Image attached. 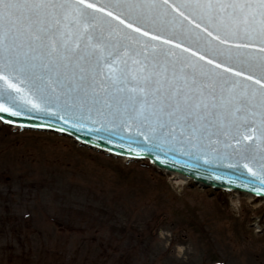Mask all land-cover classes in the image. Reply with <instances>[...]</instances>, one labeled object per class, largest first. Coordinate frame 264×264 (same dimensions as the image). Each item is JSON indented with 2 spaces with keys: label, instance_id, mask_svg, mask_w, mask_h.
Returning a JSON list of instances; mask_svg holds the SVG:
<instances>
[{
  "label": "snow or ice",
  "instance_id": "snow-or-ice-1",
  "mask_svg": "<svg viewBox=\"0 0 264 264\" xmlns=\"http://www.w3.org/2000/svg\"><path fill=\"white\" fill-rule=\"evenodd\" d=\"M18 101L120 117L136 155L223 136L264 186V0H0V113Z\"/></svg>",
  "mask_w": 264,
  "mask_h": 264
},
{
  "label": "rangeland",
  "instance_id": "rangeland-1",
  "mask_svg": "<svg viewBox=\"0 0 264 264\" xmlns=\"http://www.w3.org/2000/svg\"><path fill=\"white\" fill-rule=\"evenodd\" d=\"M257 203L0 123V264H264Z\"/></svg>",
  "mask_w": 264,
  "mask_h": 264
},
{
  "label": "water",
  "instance_id": "water-1",
  "mask_svg": "<svg viewBox=\"0 0 264 264\" xmlns=\"http://www.w3.org/2000/svg\"><path fill=\"white\" fill-rule=\"evenodd\" d=\"M193 48L195 50L194 45ZM217 97H219V92H217ZM17 103L21 107L23 115L11 116L9 113H0V118L5 122L11 121V123L7 122L9 124L26 127L55 131L64 129L61 132L112 153L132 157H150L158 168L184 174L193 178L195 182L202 183L205 187L235 189L264 196V186L243 167V164L247 162L244 157L247 156L248 160H251L254 155L253 151L251 149L238 151L235 147L225 148L224 144L229 141H226L223 136H220L221 143L213 145L211 148L202 147L197 150L185 143L183 146L173 145L172 151L150 150L136 155V152L144 148L145 145L142 138L136 135L135 127L131 133L125 130L120 117L113 119L107 115L98 116L93 109L92 120L96 121L93 123L92 120L86 118L87 110L82 114L79 111H74V117L82 115L84 119L80 121L73 119V122H82L85 125L82 128H75L64 124L59 115L33 111L22 102L18 101ZM212 148H215L216 151H212ZM157 155L160 156V159H156ZM205 155L207 162H205ZM257 189L261 190L257 191Z\"/></svg>",
  "mask_w": 264,
  "mask_h": 264
},
{
  "label": "trees",
  "instance_id": "trees-1",
  "mask_svg": "<svg viewBox=\"0 0 264 264\" xmlns=\"http://www.w3.org/2000/svg\"><path fill=\"white\" fill-rule=\"evenodd\" d=\"M19 255L22 258L25 254L24 253H20ZM41 256H39L37 254L36 257H35V259H36V261H37L38 264H55L54 261L48 260L45 256H42L43 257V259H42ZM38 257H40L41 259H38Z\"/></svg>",
  "mask_w": 264,
  "mask_h": 264
},
{
  "label": "bare ground",
  "instance_id": "bare-ground-1",
  "mask_svg": "<svg viewBox=\"0 0 264 264\" xmlns=\"http://www.w3.org/2000/svg\"><path fill=\"white\" fill-rule=\"evenodd\" d=\"M172 179H173V183L175 185H184L185 184V178L181 177V176H177L176 174L171 175ZM250 197V196H248ZM250 199V198H249ZM219 264V263H218Z\"/></svg>",
  "mask_w": 264,
  "mask_h": 264
}]
</instances>
